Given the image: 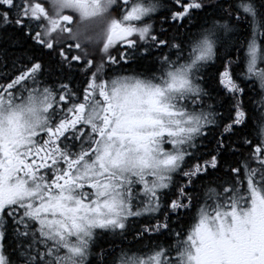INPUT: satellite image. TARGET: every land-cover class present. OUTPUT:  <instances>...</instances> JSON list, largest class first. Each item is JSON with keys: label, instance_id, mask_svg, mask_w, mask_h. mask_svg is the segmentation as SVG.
Here are the masks:
<instances>
[{"label": "snow or ice", "instance_id": "obj_1", "mask_svg": "<svg viewBox=\"0 0 264 264\" xmlns=\"http://www.w3.org/2000/svg\"><path fill=\"white\" fill-rule=\"evenodd\" d=\"M0 264H264V0H0Z\"/></svg>", "mask_w": 264, "mask_h": 264}]
</instances>
